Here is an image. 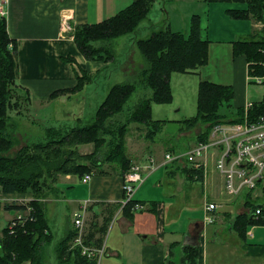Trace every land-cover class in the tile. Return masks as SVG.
I'll return each instance as SVG.
<instances>
[{"label": "crops", "instance_id": "0c3cea01", "mask_svg": "<svg viewBox=\"0 0 264 264\" xmlns=\"http://www.w3.org/2000/svg\"><path fill=\"white\" fill-rule=\"evenodd\" d=\"M137 1L139 0L7 1V32L16 47L15 97L20 104L16 106L21 107L23 97L28 98L27 108L33 121L24 123L23 127L21 122L16 121L15 126L18 129L13 131L15 138L21 141L30 138L31 141L42 135L44 129L48 127H61L55 124L63 122L55 119V109L61 108V105L76 97L79 78L84 72L97 73L104 67L101 61H89L81 53L74 38L75 30L85 25L107 21ZM168 1L170 3L172 0ZM197 1L205 3L207 8L214 4L208 0ZM166 3L165 0H155L152 11L161 10L163 13L165 8L162 6ZM228 5L226 9L221 8L223 10L245 8L238 3ZM208 11L205 8L203 14L205 17ZM166 14L168 12L164 13ZM195 15L201 17L202 24V15ZM66 16L67 22L74 29L72 33L65 30ZM188 16L190 23L188 32H185L186 30L182 32L184 35L190 33L194 14ZM229 18L227 14L218 18L222 27L227 25L226 22L233 27L231 33H222V37L227 38L223 42L228 45L219 48L223 59L219 57L230 64L227 66L231 68L233 79L226 82L217 80L213 83L232 86L235 91L232 102L235 100L237 110L243 108L245 115L249 103L260 105L264 102V94L258 95L252 89L256 83L262 85L264 80L259 83L249 76L246 57L233 56V42L250 39L259 25L250 19ZM168 20L171 30L175 32L169 15ZM150 22L154 25L163 23L161 21L155 23L151 18ZM201 30L203 34L202 27ZM216 43L222 46L220 41ZM214 45L210 46V51ZM57 111L63 113V110ZM49 112H52V120L45 118ZM69 113H65L67 119L70 117L66 116ZM22 114L26 116L22 110L19 117ZM235 116L236 114L228 118ZM28 123L30 126L27 127ZM27 143L26 141L25 144ZM175 171L165 166H157L137 191L135 204H138L140 209L133 208L131 214L123 209L124 177L120 173L105 171L104 174H91L89 182L83 181L85 176H57L51 187L53 192L49 194L51 199L41 201L49 228L45 231L49 238L43 246L44 259L49 258L50 248L54 247L56 264H60L58 246L75 232V214L86 207V243L105 248L101 260H93L96 261L94 264H186L184 257L188 247L198 248L199 264H264V215L259 216L261 219L256 217L255 222L247 227L244 233L242 223L238 222L239 213L243 212V209L246 211L244 205L247 195L243 199L241 195L239 198L229 197V201L234 200L236 206L232 205L238 209H233L231 205V213L224 209L226 208L224 206L222 211H225L226 215H214L215 221L211 224L206 223L204 215L190 217L180 215L181 210L175 206L180 203L183 193L186 194L185 198L190 200L188 194L192 189L187 187H190L188 182L191 184L192 182L185 174L186 179L183 182L179 178L181 177L179 173ZM212 184L213 187L219 188L217 183ZM165 185L169 187L165 189ZM173 185L176 188L182 186L184 188L177 191ZM158 191H161L162 195H157ZM219 194H225L223 187L213 197L216 198ZM25 198L35 200L32 193L25 195ZM251 199L260 201L259 203L264 202L263 189L253 192ZM6 211L12 215L11 211ZM105 223L106 231L102 233L101 228ZM2 236L3 232L0 237Z\"/></svg>", "mask_w": 264, "mask_h": 264}, {"label": "trees", "instance_id": "16d2710c", "mask_svg": "<svg viewBox=\"0 0 264 264\" xmlns=\"http://www.w3.org/2000/svg\"><path fill=\"white\" fill-rule=\"evenodd\" d=\"M154 1L139 0L109 20L79 27L74 33L76 44L87 60L107 63L115 58L111 43L114 39L129 34L135 36L139 30L143 34L152 32L148 38H142L136 43L145 60V66L139 74L142 79L140 84L148 93L132 102L131 98L139 81L137 84L130 81L115 84L100 105L94 123L70 129L48 127L45 134L13 155L9 150L14 146L12 144L14 142L9 139L10 132L4 124L8 120L6 111L12 108L10 101L16 96L14 57L16 47L9 38L6 19L0 18V187L8 189L6 191L13 190L24 195L32 193L34 197L37 196L35 197L37 200L32 202L37 221L30 223L25 231L21 230L14 235L9 234L6 228L3 230V236L0 238V264H26L28 261L30 264H43V246L49 238L45 231L49 228L43 204L39 200L43 188L41 181L47 179L50 180L48 182H52V179L59 175L85 176V170L89 169L96 172L100 170L99 173L104 174L105 171L101 167L108 162L117 163L120 174L124 177L130 167V162L125 156L127 125L142 124L156 128L150 131L151 135L155 132L161 133L168 122L153 119V104H164L173 99L172 75L193 73L208 63L211 41L208 37H203L199 15L192 17L188 36L182 32H173L168 18L161 25H154L149 21L148 26L141 28L150 17ZM208 2L238 3L245 7L226 10L231 19H250L257 23L264 19V0H208ZM10 43L14 45L13 51L9 49ZM97 43H100V47L96 46ZM233 56L235 58L245 56L249 65V76L253 79H264V34L256 31L250 39L233 42ZM83 78V76L79 78L77 90L83 86L81 84ZM234 95L232 86L202 81L198 92V116L186 119L182 124L190 129L204 127L203 133L197 139L206 142L215 124L244 121L243 108L238 109L236 116L230 120H225V116L219 112L221 106L231 104ZM127 107L129 108L126 111ZM263 113L264 102L260 105L255 104L249 112L250 120H256ZM115 119L118 120L114 121ZM84 144L94 145L92 162L95 165H79L78 160L71 156L77 153L78 146ZM193 173L190 179L204 181L203 171ZM42 184L50 189L49 185ZM251 195L252 192L247 193L244 205L246 211L240 213L238 217V222L242 223V233L255 222L256 217L261 219L259 216L264 215V202L253 201ZM134 206L135 202H132L124 207V210L131 214ZM19 208L21 207L15 205L5 206L8 211ZM258 208H261L262 214L256 216L253 213ZM107 223L102 226V233L106 231ZM74 235L75 232H72L58 246L60 264L96 263L82 256L79 249L71 250ZM198 259V248L188 247L184 262L199 264Z\"/></svg>", "mask_w": 264, "mask_h": 264}, {"label": "rangeland", "instance_id": "374dc122", "mask_svg": "<svg viewBox=\"0 0 264 264\" xmlns=\"http://www.w3.org/2000/svg\"><path fill=\"white\" fill-rule=\"evenodd\" d=\"M165 1H167V3L166 5L163 4L162 7H164L166 10L164 9L163 13L161 12V10L152 11V13H150L149 15L150 17L148 21L145 22V24L141 28H145V26L149 25L148 22L150 21V18L152 20L154 19V22H163L166 18H168L169 15L170 20L172 19V29L176 30L175 32H184V30H186L185 32H188L187 30L190 23L188 14L191 16L193 14H200L202 15L201 27L203 29V35L209 38L212 43L211 45H215L210 51L208 63L203 68L193 73H174L172 75L171 85L173 99L170 102L159 105L153 104V119L163 122L167 121L171 124L168 125L167 123L166 126L162 129L161 133L155 132L153 133V135H151L150 131L156 130V128L137 123H131L127 125V131L125 134V156L130 162V167L126 174L130 171L132 166H139L141 174L145 177V182L146 179L149 178V176L152 175V173L156 170L157 166L159 167V165L165 166L166 168L175 169V172L179 173V176H181L179 178L182 179L183 182L185 181L184 179H186V176L187 179L192 182V184L188 182L190 187H187L189 189H192L188 194L190 200L185 198L186 194L183 193L182 197L180 198V203L175 206L176 209L181 210L180 215H187L188 217L193 215H204L205 219L206 217L214 218V215H226V212L222 211L224 206L226 207L224 209L229 211L232 210V208L236 209L237 207H235L236 205L234 204V200L232 202L229 201V197L231 199L233 198L228 193L225 187V178L222 176L221 171L218 169V160L214 156L212 157L211 151L208 150L201 156V160L205 161L206 163L205 168L203 167L202 170L204 174L203 182H194V180L190 179V175L193 176L194 174L193 171H185V168L183 167L184 163H186V157L194 150V148L198 145V142L201 143L197 138L203 133L205 128L197 126L190 129L187 128L188 126L182 123L186 119L196 118L198 116V92L199 85L202 81H208L212 83L213 81L217 80H223V82H226L233 79V73L230 70L231 68L227 66L230 64L226 63L224 60H220V57L223 59V55L219 50L220 47L228 45L223 42L226 41L227 38L225 36L222 37V33L228 34L231 33V30L233 31V27L230 26L229 22H226L227 25H224L222 27V23L219 22L218 19L226 15L225 9L229 5L227 3H214L211 7L208 6L207 8L205 6V3L201 4L197 0H172L170 3L168 0ZM221 7L226 8L223 10ZM205 8L207 9V11L209 10L206 17L203 15L205 12ZM165 11H167L168 14L164 15V13H167ZM258 25L259 27L257 31L259 33L261 32V34H264V19L263 21L259 22ZM151 33L152 32L143 34L140 33L139 30V32L135 36H133V34H129L114 39L111 43L112 47L114 48L113 54H115L114 57L116 59H111L107 63L102 62L104 64V67L100 72L90 74L87 72L83 73L84 78L81 82L83 86L76 92V97L74 99H70L66 104L61 105V108L55 109V119H60L61 121H63L62 123L55 124L61 127L66 126L65 129H70L73 127L85 126L89 123H94L97 118V113L100 105L106 99L109 91L114 87L115 84L129 81L137 84L139 81V84L136 85V92L131 100L132 102H136L139 98L144 97V95H146L148 92L145 90V87L143 85L141 86L140 81H142V79L139 74L145 66V60L139 49L137 48L136 43L142 38H148ZM219 41L220 43H222V46L217 45L216 42ZM96 46L100 47V43H97ZM107 47L109 48V44H107ZM255 81L262 83V79H255ZM252 87V89L255 90L256 94H264V83L262 85L256 83V85ZM26 99L28 100V98L23 97V102H21L23 105L21 106V109V107L16 106L17 100L16 97H13V99L10 101V106L12 108L6 111L8 120L4 125L10 132L9 139L14 142L12 143L14 144L13 147L10 148V146H8V148L11 149L9 151L12 155L16 154V152H18L21 148H24L37 140V138H35L34 140L32 139L33 141L31 140V142L29 141L30 138H27L26 141L28 143L25 144V139L21 141L15 138L13 134L15 132L14 130L18 129V127L16 128L15 126L16 121L17 123L21 122L22 127L24 126V123H33L29 115L30 111L28 112ZM236 103L237 102H235L234 100L233 102H231V104H224L223 106H221L219 112L224 116L227 115L229 117H232L237 112ZM128 108L129 107H127L125 110L127 111ZM22 110L24 111V115H26L25 117L23 116V114L19 117V113H21ZM57 110H63V113H60V111L58 112ZM26 111L27 113H25ZM66 112H70L66 115L70 116L69 119L65 117ZM32 116H34V114H32ZM45 118L52 120V112L47 113ZM224 118H226L225 120L232 119L227 118L226 116ZM116 120L118 119H115L114 121ZM26 125L27 127L30 126L29 123ZM45 132L46 131L44 129L43 134H45ZM209 138L208 141L202 143L209 142ZM77 149V153L71 156L76 161L78 160L79 165H95L92 162V155L95 153V147L93 144L80 145ZM101 158L104 159L102 156ZM103 165L104 166H102L101 169H104L107 173H120V167L117 163L108 162ZM85 172V177L87 178L89 176L91 177V174H98L100 170L96 172L95 170L89 169L88 171L85 170ZM184 174L186 175L185 177ZM85 177L83 178V181L89 182L91 178L85 181ZM48 181L50 180L46 179L43 182L41 181V186L43 188L41 190L42 197L39 198L40 201H47L51 199L49 194L53 192L51 187L55 181V178L52 179V182ZM144 182L140 185V187L144 184ZM212 182L217 183L219 185V188L217 189V187H213ZM42 183L49 185L50 189L49 187H45V185ZM140 187L137 189V191L140 189ZM168 187V185H165L164 188L166 189ZM173 187L177 191H179L180 188H184V186L176 188L174 185ZM222 187L225 191V194H219L216 196V198H214L213 196L215 195V193L218 190H221ZM257 189H263V185H259ZM0 190L1 236L3 230L6 228L8 221L12 216L4 209L5 206L9 205L11 203V200L13 199L29 198H25V195L27 194L24 195L15 193V191L13 190L6 191L8 189L4 187H0ZM256 191L257 190H255L254 192ZM158 194L162 195L161 191H158L157 195ZM245 195L246 193L241 195V198L243 199ZM35 200H37V198H35ZM129 204L130 203H127L123 207H127ZM208 204H215V206H217V210L213 212V215H208ZM232 204L235 206H233ZM231 205L233 206L232 208L230 207ZM244 211L245 209H243V212ZM230 212L232 213V211ZM26 264H30V262L28 261L26 262ZM43 264H56L54 247L50 248L49 258L46 259L45 257V259L43 260Z\"/></svg>", "mask_w": 264, "mask_h": 264}, {"label": "built area", "instance_id": "2783aa9c", "mask_svg": "<svg viewBox=\"0 0 264 264\" xmlns=\"http://www.w3.org/2000/svg\"><path fill=\"white\" fill-rule=\"evenodd\" d=\"M8 0H0V18L6 19ZM65 17V30L68 33L74 32L73 27ZM9 49L13 51L14 45L10 43ZM261 81V80H260ZM254 105L249 103L246 106L244 121L225 122L215 124L210 133L209 142L199 143L194 150L186 157L184 163L185 171H202L205 168V161L201 156L208 150L212 157L218 160V169L225 178V187L232 197L239 198L244 193L254 192L259 185L264 187V113L256 120H250L249 111ZM91 177H85V181ZM145 177L141 174L139 166H132L124 176L123 185V206L135 202V193L144 182ZM32 199H13L10 205L21 207L13 209L12 217L6 227L9 234L14 235L19 231H25L30 223L36 222L35 208ZM134 209H140L135 204ZM217 210L215 204H208V215H213ZM86 207L75 214V235L71 242V250L79 249L82 256L88 260H101L105 254V248L86 243L87 227L85 222ZM258 216L262 214L261 208L253 213ZM251 215V214H250ZM206 223H214L213 217H206Z\"/></svg>", "mask_w": 264, "mask_h": 264}, {"label": "bare ground", "instance_id": "6f19581e", "mask_svg": "<svg viewBox=\"0 0 264 264\" xmlns=\"http://www.w3.org/2000/svg\"><path fill=\"white\" fill-rule=\"evenodd\" d=\"M102 69V68H101ZM72 96V95H71ZM17 108V107H16ZM11 115V114H10ZM260 115V114H259ZM15 116V115H14ZM85 147V146H84Z\"/></svg>", "mask_w": 264, "mask_h": 264}]
</instances>
